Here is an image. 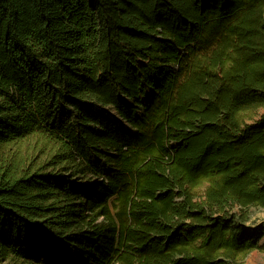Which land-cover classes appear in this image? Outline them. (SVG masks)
Listing matches in <instances>:
<instances>
[{
  "label": "trees",
  "instance_id": "trees-1",
  "mask_svg": "<svg viewBox=\"0 0 264 264\" xmlns=\"http://www.w3.org/2000/svg\"><path fill=\"white\" fill-rule=\"evenodd\" d=\"M260 110L264 0H0V264L264 251Z\"/></svg>",
  "mask_w": 264,
  "mask_h": 264
},
{
  "label": "rangeland",
  "instance_id": "rangeland-1",
  "mask_svg": "<svg viewBox=\"0 0 264 264\" xmlns=\"http://www.w3.org/2000/svg\"><path fill=\"white\" fill-rule=\"evenodd\" d=\"M107 111L115 113L113 109L108 108ZM264 115V110H260L255 115L253 114L252 120L248 123L252 124L255 121L261 119ZM124 129L130 135L134 134L133 129L128 125L123 124ZM205 191V187L201 189V192ZM231 214H237L238 217L244 214L248 215V221L239 224L241 229V236L249 240H256L261 248H264V209L259 207H250L242 209L241 207H234L231 209ZM240 264H264V251H254L248 258Z\"/></svg>",
  "mask_w": 264,
  "mask_h": 264
}]
</instances>
